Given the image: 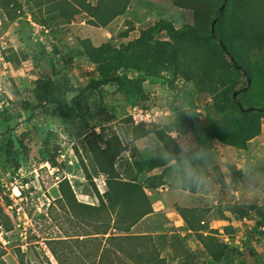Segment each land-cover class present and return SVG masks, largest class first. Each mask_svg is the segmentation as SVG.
Returning <instances> with one entry per match:
<instances>
[{
    "label": "rangeland",
    "instance_id": "1",
    "mask_svg": "<svg viewBox=\"0 0 264 264\" xmlns=\"http://www.w3.org/2000/svg\"><path fill=\"white\" fill-rule=\"evenodd\" d=\"M186 3L55 0L39 10L32 6L31 12L24 3L25 13L12 22L0 15V207L10 224L9 231L0 228L5 264H18L17 249L34 264L42 253L57 264L45 241L92 231L87 223L68 217L58 201L59 183L67 180L77 201L97 204L78 159L89 145L99 152L108 137H116L123 149L115 162L120 177L144 182L152 200V212L130 234L148 235L163 264H264V117L259 119V134L241 147L206 135L208 99L193 79L179 76L169 84L128 70L123 74L138 81L134 90L116 84L83 90L98 80L100 48L118 49L159 20L175 28L192 24L193 10ZM152 38L170 40L162 30ZM40 79L63 87L65 99H74L73 107L38 105L33 89ZM24 103L36 107L30 111ZM134 109L150 117L140 121ZM149 125L164 130L178 145L186 139L192 152L205 153L204 160L197 161L210 180L205 191L171 184L173 164L156 137L137 138L139 126ZM146 139L155 145L152 151L136 147ZM50 159L57 166L52 167ZM92 179L102 193L104 175ZM234 206L246 215L233 213ZM177 207L191 209L201 220L213 257L196 234L186 230Z\"/></svg>",
    "mask_w": 264,
    "mask_h": 264
},
{
    "label": "trees",
    "instance_id": "2",
    "mask_svg": "<svg viewBox=\"0 0 264 264\" xmlns=\"http://www.w3.org/2000/svg\"><path fill=\"white\" fill-rule=\"evenodd\" d=\"M52 1L55 2L24 0V3L28 10L32 6L39 10ZM24 3L0 0V15L12 22L25 13ZM185 6L193 10L192 24L175 28L170 22L159 20L138 39L118 49L100 48L98 80L83 90L111 84L134 90L138 81L123 74L128 70L146 78L164 79L169 84L179 76L193 79L197 91L208 99L206 135L244 147L246 139L259 134V119L264 117V0H187ZM156 30L164 31L170 40L153 39L152 33ZM65 91L49 79H40L35 83L33 95L38 105L70 109L74 99L66 100ZM24 106L30 107V111L36 107L28 103ZM139 127L142 132L137 138L152 134L163 152L180 155V147L164 130L151 125ZM104 144L99 152L89 145L84 156L78 159L86 182L94 189L97 204L77 201L68 181L59 183L58 201L68 217L87 223L92 231L76 234L73 239H49L45 241L47 251L57 264H163L148 235L130 234L152 212V200L144 191L145 183L120 177L115 162L123 149L116 137H108ZM50 164L57 166L55 159H50ZM99 174L105 177L102 193L96 190L92 179ZM5 205H10L8 199ZM230 210L246 215L236 206ZM176 212L186 230L195 233L205 245V252L213 257V250L205 242L207 235L202 233L206 227L201 220L191 209L177 207ZM0 228L10 230L8 217L1 207ZM42 254L38 264H52ZM15 256L18 264H34L20 249ZM0 264H5L1 256Z\"/></svg>",
    "mask_w": 264,
    "mask_h": 264
},
{
    "label": "clouds",
    "instance_id": "3",
    "mask_svg": "<svg viewBox=\"0 0 264 264\" xmlns=\"http://www.w3.org/2000/svg\"><path fill=\"white\" fill-rule=\"evenodd\" d=\"M189 110L185 109L187 114ZM180 155L174 156L165 153V159L171 160L173 164V173L171 184L186 191H205L210 185L209 178L204 174L203 169L197 161L204 160V152H192L188 140H182L178 145ZM136 147L143 151H152L155 147L151 139L138 141Z\"/></svg>",
    "mask_w": 264,
    "mask_h": 264
},
{
    "label": "built area",
    "instance_id": "4",
    "mask_svg": "<svg viewBox=\"0 0 264 264\" xmlns=\"http://www.w3.org/2000/svg\"><path fill=\"white\" fill-rule=\"evenodd\" d=\"M136 116L139 118L140 121H146L149 117L150 114L146 111H143L141 109H134ZM135 118V116H133Z\"/></svg>",
    "mask_w": 264,
    "mask_h": 264
},
{
    "label": "water",
    "instance_id": "5",
    "mask_svg": "<svg viewBox=\"0 0 264 264\" xmlns=\"http://www.w3.org/2000/svg\"><path fill=\"white\" fill-rule=\"evenodd\" d=\"M219 10H220V9H219ZM219 10H218V12H217V15L219 14ZM220 46H221V48H222L224 51H226L225 48H224V46H223L222 44H220Z\"/></svg>",
    "mask_w": 264,
    "mask_h": 264
}]
</instances>
